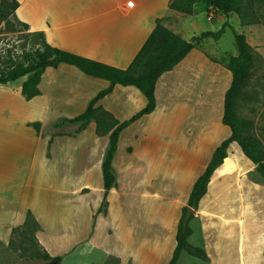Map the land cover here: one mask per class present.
Masks as SVG:
<instances>
[{
	"label": "crops",
	"instance_id": "crops-1",
	"mask_svg": "<svg viewBox=\"0 0 264 264\" xmlns=\"http://www.w3.org/2000/svg\"><path fill=\"white\" fill-rule=\"evenodd\" d=\"M128 1L18 0L15 17L54 47L126 68L158 18L191 40L204 32L194 34L188 23L199 22L203 8L221 25L228 20L264 55L263 23L242 25L236 14L240 26L234 25V14L214 12L203 2L193 14H184L170 8L171 0H133V6ZM229 30L233 34L226 27L207 48L204 38L164 72L156 82L155 109L121 131L112 162L117 185L109 191L106 212L98 211L103 195L93 192L103 182L109 135H99L94 121L73 135L63 129L69 125L55 128L54 123L83 113L110 81L61 62L44 70L33 98L21 91L27 76L0 83V229L7 233L22 226L31 211L44 254L62 258L45 259L51 264H67L75 253L83 264H168L193 184L231 135L222 120L232 81L223 61L238 54L234 34L228 35L230 47L222 46ZM252 32L258 40H252ZM97 104L125 121L145 107L147 98L136 86L115 84ZM37 121L40 133L32 125ZM228 152L189 221L188 241L203 247L208 260L184 251L177 264H264L259 224L264 177L236 142ZM99 227L112 235V250L99 242Z\"/></svg>",
	"mask_w": 264,
	"mask_h": 264
},
{
	"label": "trees",
	"instance_id": "trees-1",
	"mask_svg": "<svg viewBox=\"0 0 264 264\" xmlns=\"http://www.w3.org/2000/svg\"><path fill=\"white\" fill-rule=\"evenodd\" d=\"M203 2L210 6L214 12L225 15L237 14L242 25L260 23L259 17L264 16V0H171L170 8L184 14H193L195 5ZM19 6L18 0H0V22L9 23L16 18L15 12ZM26 27L27 24L23 23ZM226 27L233 30L234 41L238 51L235 56H229L223 64L232 73V81L225 93L223 123L231 128V135L226 138L214 151L209 164L204 172L193 184L188 203L183 208V214L179 222L176 234V246L168 264H177L179 256L186 251L194 257L208 260V254L201 246H193L188 238L192 233L189 223L182 231V219L188 207L197 210L201 198L208 190L209 184L214 178L216 170L228 157L229 146L236 142L242 152L254 164L256 170L264 177V148L260 140L249 133L251 121L237 114L238 101L243 96L246 87L253 76V70L260 54L248 41L246 35L238 32L226 20L216 31H204L199 35L187 40L180 34L174 32L164 25L161 18L156 20V25L126 68H118L102 63L49 44L43 33H36L39 45L32 51H24L22 59L0 69V83L5 84L15 81L24 76L27 79L22 84V94L27 98H33L39 94L38 85L42 73L48 66L57 67L59 63L65 62L75 65L83 72L110 81V86L101 90L89 103L86 110L73 118H61L54 123L55 128L65 125L77 124L73 133L77 134L83 130L91 121L96 123V131L99 135H109V145L102 161L104 194L99 212H106L109 203L108 195L110 189L117 185L116 172L113 167V158L118 147L121 131L131 122L144 114L152 112L156 107V82L166 71L177 65L193 48L204 38L218 40L221 38ZM28 28V27H27ZM115 84L136 86L147 98V104L138 113L128 120L120 121L102 106L98 101L109 93ZM38 133L41 131V122L32 123ZM61 134L55 132L53 135ZM194 217L192 213L189 221ZM34 232L40 229V225L31 211L28 212L26 221L21 227ZM264 253V251H263ZM44 259L61 261V257H51L48 253L42 255Z\"/></svg>",
	"mask_w": 264,
	"mask_h": 264
},
{
	"label": "rangeland",
	"instance_id": "rangeland-1",
	"mask_svg": "<svg viewBox=\"0 0 264 264\" xmlns=\"http://www.w3.org/2000/svg\"><path fill=\"white\" fill-rule=\"evenodd\" d=\"M207 11L200 8L197 12V18L199 22L194 25L189 21V30L194 34H199L203 31H216L222 25L219 18L214 19L207 18ZM260 23L264 24V16H260ZM232 22L234 25H238V16L233 15ZM187 23V24H188ZM201 26V27H200ZM199 28V29H198ZM227 32L223 39V48L228 49V35L230 33L233 39L231 30ZM253 41L256 38V33L252 32L251 36ZM264 41V39H261ZM40 43L36 33L31 32L22 22L16 18H12L9 23L5 21L0 22V69L22 59L24 51L34 50ZM215 43L211 38H205L203 48H207L208 44ZM264 48V43L260 44ZM236 49V45L234 42ZM258 51V50H257ZM260 57L257 58L255 67L253 70V76L249 85L246 87L243 96L238 101L237 114L241 117H245L251 121V127L249 133L257 137L264 148V55L259 51ZM227 59V58H226ZM77 128V124L69 125L66 128V132H73ZM100 190L97 189L93 192L96 196L102 198L103 195V182L100 183ZM260 229L262 240H264V214L261 216ZM89 226V225H87ZM21 227V226H19ZM5 230L0 229V264H51L43 258L44 251L38 244L36 239V232L34 230H27L24 228H18L15 230H9L4 233ZM92 233V226L86 230L85 239L90 238ZM112 234V233H111ZM98 239L101 245L112 250V235L110 232L103 230L99 227ZM84 248L79 246L76 251ZM75 251V252H76ZM75 253L68 258L67 264H83L81 257ZM74 256V257H73ZM100 259V253H96L94 256Z\"/></svg>",
	"mask_w": 264,
	"mask_h": 264
},
{
	"label": "water",
	"instance_id": "water-1",
	"mask_svg": "<svg viewBox=\"0 0 264 264\" xmlns=\"http://www.w3.org/2000/svg\"><path fill=\"white\" fill-rule=\"evenodd\" d=\"M192 213H193V209L191 207H188V209L185 212L183 219H182V224H183L182 231H184L187 228L188 223H189V219H190Z\"/></svg>",
	"mask_w": 264,
	"mask_h": 264
},
{
	"label": "built area",
	"instance_id": "built-area-1",
	"mask_svg": "<svg viewBox=\"0 0 264 264\" xmlns=\"http://www.w3.org/2000/svg\"><path fill=\"white\" fill-rule=\"evenodd\" d=\"M134 5V1L133 0H129L128 1V6H133Z\"/></svg>",
	"mask_w": 264,
	"mask_h": 264
}]
</instances>
